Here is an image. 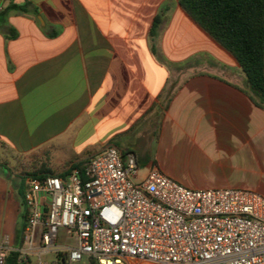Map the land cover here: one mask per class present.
Wrapping results in <instances>:
<instances>
[{
	"label": "crops",
	"instance_id": "crops-1",
	"mask_svg": "<svg viewBox=\"0 0 264 264\" xmlns=\"http://www.w3.org/2000/svg\"><path fill=\"white\" fill-rule=\"evenodd\" d=\"M253 98L179 0H0V148L13 154L58 166L114 145L141 176L155 167L188 189L264 196ZM11 190L0 172V233Z\"/></svg>",
	"mask_w": 264,
	"mask_h": 264
},
{
	"label": "built area",
	"instance_id": "built-area-1",
	"mask_svg": "<svg viewBox=\"0 0 264 264\" xmlns=\"http://www.w3.org/2000/svg\"><path fill=\"white\" fill-rule=\"evenodd\" d=\"M79 163L67 173L24 178L21 259L264 264L261 194L188 189L155 167L141 176L136 155L114 145Z\"/></svg>",
	"mask_w": 264,
	"mask_h": 264
},
{
	"label": "trees",
	"instance_id": "trees-1",
	"mask_svg": "<svg viewBox=\"0 0 264 264\" xmlns=\"http://www.w3.org/2000/svg\"><path fill=\"white\" fill-rule=\"evenodd\" d=\"M179 4L202 29L235 57L253 94V102L264 109V0H179ZM161 17L162 14H159L154 19L150 35L155 34ZM79 167L80 163H72L63 173ZM5 170V178L12 187L15 186L12 175ZM27 175L44 177L52 174L42 171ZM25 217L24 208L14 249L4 255L2 264H30L29 259L20 258L17 250L22 244ZM89 264L96 263L90 259Z\"/></svg>",
	"mask_w": 264,
	"mask_h": 264
},
{
	"label": "rangeland",
	"instance_id": "rangeland-1",
	"mask_svg": "<svg viewBox=\"0 0 264 264\" xmlns=\"http://www.w3.org/2000/svg\"><path fill=\"white\" fill-rule=\"evenodd\" d=\"M0 164L2 165L0 167V172L4 175L6 173V168L12 175L11 178L15 185L12 187L8 198H3V201L6 200L8 202V213L5 221L6 232L0 233V255H5L15 246L16 236L20 224V216L25 208L22 195L24 182L22 176L29 177L30 175L27 174L42 171H47L51 174H60L65 172L71 163L54 166L49 164V160L44 154L16 155L6 149L0 148ZM4 196L7 197V194ZM5 214L6 213L4 212L3 216H5ZM59 235V242H62L64 240L63 230L59 231ZM44 259L49 261L53 259V255H47ZM29 261L30 264H36V259L34 257H32ZM89 261L90 260L83 258L81 261L74 264H89ZM57 264L61 263L58 262Z\"/></svg>",
	"mask_w": 264,
	"mask_h": 264
},
{
	"label": "water",
	"instance_id": "water-1",
	"mask_svg": "<svg viewBox=\"0 0 264 264\" xmlns=\"http://www.w3.org/2000/svg\"><path fill=\"white\" fill-rule=\"evenodd\" d=\"M3 257H4V254H1V255H0V264H2Z\"/></svg>",
	"mask_w": 264,
	"mask_h": 264
}]
</instances>
